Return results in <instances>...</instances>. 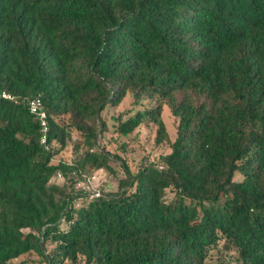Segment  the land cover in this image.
I'll use <instances>...</instances> for the list:
<instances>
[{
    "label": "trees",
    "instance_id": "trees-1",
    "mask_svg": "<svg viewBox=\"0 0 264 264\" xmlns=\"http://www.w3.org/2000/svg\"><path fill=\"white\" fill-rule=\"evenodd\" d=\"M2 92L15 100L0 95V264L31 251L46 264H264V0H0ZM126 95L156 103L116 132L151 123L155 144L169 140L165 104L171 150L136 171L123 161L116 191L78 193L82 175L116 174L101 112ZM72 131L74 159L52 163Z\"/></svg>",
    "mask_w": 264,
    "mask_h": 264
},
{
    "label": "rangeland",
    "instance_id": "rangeland-1",
    "mask_svg": "<svg viewBox=\"0 0 264 264\" xmlns=\"http://www.w3.org/2000/svg\"><path fill=\"white\" fill-rule=\"evenodd\" d=\"M156 102L145 97L137 105L133 104L132 98L126 95L117 106H107L102 112L101 117L106 124V129L98 139L101 148L110 150L118 155L115 161V173L113 174L106 169H99L90 175H82L73 185V189L81 194L99 195L104 192L116 191L118 188L119 178L125 176V170L122 166L123 161L129 166L131 171H136L142 164L156 162L161 155L170 152V141L176 135V120L171 114L168 107L163 104L162 118L166 126L169 140L155 144V127L151 123H142L136 127L131 133L122 135L116 132V128L120 121L128 118L130 114H134L138 109L150 107ZM79 140L76 131H72L71 138L65 147L57 153L51 160L52 163L59 161L69 162L75 156V143ZM83 147L81 148V151ZM67 178L63 174L57 173L52 181L62 184ZM172 194L169 193V197ZM52 247V244H46V249ZM26 260L28 264H46L44 259L35 251L28 252L19 256L15 261Z\"/></svg>",
    "mask_w": 264,
    "mask_h": 264
},
{
    "label": "built area",
    "instance_id": "built-area-1",
    "mask_svg": "<svg viewBox=\"0 0 264 264\" xmlns=\"http://www.w3.org/2000/svg\"><path fill=\"white\" fill-rule=\"evenodd\" d=\"M0 95L3 98L15 100V97L8 93L2 92ZM26 107L29 113L32 114L39 122L41 130L40 143L43 144L46 149H49V144L47 143L49 126L47 121V114L43 108L41 99L39 97H33L31 99H28Z\"/></svg>",
    "mask_w": 264,
    "mask_h": 264
}]
</instances>
